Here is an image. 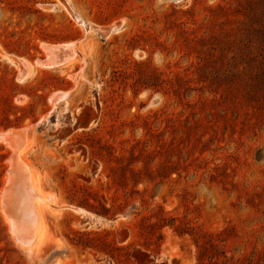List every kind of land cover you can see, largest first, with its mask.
Listing matches in <instances>:
<instances>
[{"label": "rangeland", "instance_id": "rangeland-1", "mask_svg": "<svg viewBox=\"0 0 264 264\" xmlns=\"http://www.w3.org/2000/svg\"><path fill=\"white\" fill-rule=\"evenodd\" d=\"M18 128L48 237L14 240L0 137V264H264V0H0Z\"/></svg>", "mask_w": 264, "mask_h": 264}, {"label": "bare ground", "instance_id": "bare-ground-1", "mask_svg": "<svg viewBox=\"0 0 264 264\" xmlns=\"http://www.w3.org/2000/svg\"><path fill=\"white\" fill-rule=\"evenodd\" d=\"M54 47H55V45H54ZM63 47H65V46H63ZM66 51H68V50L66 49ZM73 52H75V51L73 50ZM47 61H49V60H47ZM52 61H51V63L53 64ZM66 64L64 65V67L67 66ZM61 65H63V64H60V66ZM43 66H45V64ZM24 67L25 66H23V68ZM21 74H22V72H21ZM27 74H28V72H27ZM25 75H26V73H25ZM61 98H63V94H62ZM24 131H25L24 129H19V128L18 129H12V130L8 131L9 135L5 136L2 134L0 137L5 139V143L7 142L10 145V149H12V152H13L12 156L17 155L19 161L21 160L20 158H22L25 162L26 159H24V156L26 155L27 150L30 149L29 148L30 145L33 143H31V140H29L27 137H25ZM29 138H30V136H29ZM10 158H13V157H10ZM9 161H10V159H9ZM19 161L17 162L16 159L11 160V162H10L12 164V165L10 164L12 166L11 169L15 168L18 171V169H20V167H23L25 169V175H21L20 178L18 176V178L16 179L18 183L16 184L15 188H13V190H12L11 182H12V179L16 173L13 174L12 171H10V170L8 171L7 183L1 191V202H2V208L4 210L6 208V210H5L6 215L8 217V220L10 221L12 234H13V237H14L16 244L27 255L33 256V255L38 254L45 247V245L47 243V237H48L47 227H46L45 219L42 216L41 212H42V208H43V203H45V201L49 200L50 198L44 196L42 194V192H40L38 182L36 181V177H35L34 173L32 172V170L30 169V167H28L29 168L28 169L25 166H23V165H25V163L22 162V160L20 161V163L22 162L24 164L20 165ZM16 165L18 167H16ZM14 172H16V170H14ZM16 192H18L17 194L19 195V200L22 201L23 205H25L27 207V209L25 210L26 216L24 218L19 217L20 215H18V217H16L17 213L14 214L9 207H5V208L3 207V206H5V204H6V206L7 205L10 206L9 204L12 203V197L14 196L13 194H16ZM29 195H31V197H29ZM32 195H33V197H32ZM16 203L19 206V203H21V202L16 201ZM23 212H24V209H23ZM11 217H13V218H11ZM53 262L54 261H52L51 264H53ZM54 264H58V263L55 262Z\"/></svg>", "mask_w": 264, "mask_h": 264}, {"label": "water", "instance_id": "water-1", "mask_svg": "<svg viewBox=\"0 0 264 264\" xmlns=\"http://www.w3.org/2000/svg\"><path fill=\"white\" fill-rule=\"evenodd\" d=\"M24 130H25V131H24V132H25V134H27V130H26V129H24Z\"/></svg>", "mask_w": 264, "mask_h": 264}]
</instances>
